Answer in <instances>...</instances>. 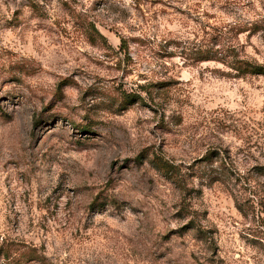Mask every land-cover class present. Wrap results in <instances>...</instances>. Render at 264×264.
<instances>
[{
  "label": "rangeland",
  "instance_id": "1",
  "mask_svg": "<svg viewBox=\"0 0 264 264\" xmlns=\"http://www.w3.org/2000/svg\"><path fill=\"white\" fill-rule=\"evenodd\" d=\"M211 54L264 66V0H0V264H264V76Z\"/></svg>",
  "mask_w": 264,
  "mask_h": 264
},
{
  "label": "trees",
  "instance_id": "2",
  "mask_svg": "<svg viewBox=\"0 0 264 264\" xmlns=\"http://www.w3.org/2000/svg\"><path fill=\"white\" fill-rule=\"evenodd\" d=\"M207 60H214L218 61L220 63H224L228 65L231 69L236 71L237 73L241 75H260L264 76V66L254 64L251 62H248L243 59H237L233 58L229 61H226L223 58H218L216 57L215 54H211ZM127 97H132L130 95H126ZM23 251L19 253L18 257H16L15 260H13V263L9 264H30L31 262H41L43 257L41 255H38L37 251L34 250V248H29V247H23ZM10 248H7L4 245L0 246V258L8 262L10 259Z\"/></svg>",
  "mask_w": 264,
  "mask_h": 264
}]
</instances>
